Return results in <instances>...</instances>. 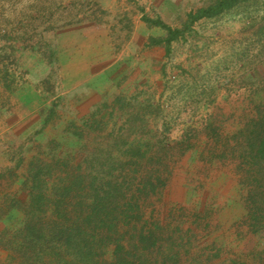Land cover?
Wrapping results in <instances>:
<instances>
[{
	"label": "rangeland",
	"instance_id": "rangeland-1",
	"mask_svg": "<svg viewBox=\"0 0 264 264\" xmlns=\"http://www.w3.org/2000/svg\"><path fill=\"white\" fill-rule=\"evenodd\" d=\"M215 1L0 0V56L7 68L15 61L25 81L13 94L0 83V204L14 196L28 202L22 185L36 142L54 140L59 154L76 156L81 142L63 134L66 125L121 95L123 108L100 142L91 136L89 156L127 139L147 152L150 163L143 160L138 173L145 177L155 175L151 157L159 151L176 157L169 174L162 172L168 185L156 207L183 231L181 264H192L193 255L205 260L215 253L210 247L221 248L216 264H245V255L261 251L264 238L249 235L243 224L235 166L198 157L208 123L230 137L245 111L261 101L264 0L190 24L191 13ZM144 16L183 31L169 51L159 44L166 33L148 27ZM186 141L198 144L193 152L184 151ZM25 220L13 210L0 220V232L12 233ZM174 240L179 243L178 235ZM7 257L0 250V264H11Z\"/></svg>",
	"mask_w": 264,
	"mask_h": 264
},
{
	"label": "trees",
	"instance_id": "trees-1",
	"mask_svg": "<svg viewBox=\"0 0 264 264\" xmlns=\"http://www.w3.org/2000/svg\"><path fill=\"white\" fill-rule=\"evenodd\" d=\"M253 1L217 0L191 13L188 20L194 24L215 18ZM142 20L148 27L166 33L159 44H164L167 51L183 34L160 19L144 16ZM5 62L0 56V67H4V72L0 68V83L13 94L25 81L15 61L10 62V68ZM259 82L261 101L240 117L238 132L225 137L220 127L214 128L208 123L206 147L198 161L235 166L244 209L243 224L249 235L264 238V77ZM124 98L116 95L111 103H99L89 114L66 125L63 134L81 142L76 156L66 151L59 154L61 145L54 140L35 143L37 147L32 150L22 185L28 202L14 196L0 204V220L13 210L26 218L16 231L0 232V250L7 253L11 264H181L182 251L187 254L180 234L183 231L180 226L175 228L166 223L156 207L162 203L168 185L162 172L169 174V162L176 164V157L169 150L159 151L151 157L153 165L158 167L155 175L145 177L138 174L143 160L149 162L147 152L141 151L143 145L135 147L137 144L127 139L120 143L121 138L111 141L109 149L123 146L125 150L89 156L93 155L89 153L91 136L100 142L98 138L113 120L114 112L123 108ZM183 146L185 152H193L198 144L186 141ZM177 235L179 243L174 240ZM108 248H112L109 259ZM210 248L214 254L205 260L193 255L192 264H212L220 259L221 248ZM243 262L264 264V248L252 256L245 255ZM219 264L238 263L233 260Z\"/></svg>",
	"mask_w": 264,
	"mask_h": 264
}]
</instances>
